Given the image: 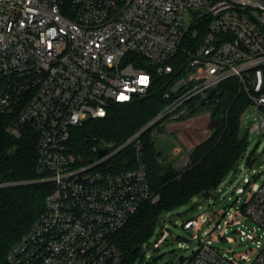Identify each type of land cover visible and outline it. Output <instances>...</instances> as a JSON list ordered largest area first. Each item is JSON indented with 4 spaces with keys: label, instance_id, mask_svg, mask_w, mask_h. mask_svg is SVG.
Wrapping results in <instances>:
<instances>
[{
    "label": "built area",
    "instance_id": "obj_1",
    "mask_svg": "<svg viewBox=\"0 0 264 264\" xmlns=\"http://www.w3.org/2000/svg\"><path fill=\"white\" fill-rule=\"evenodd\" d=\"M187 10L196 20L188 29ZM159 77L164 105L157 115L118 148L101 144L94 149H106L104 156L78 165L72 129L104 118L113 103L146 95ZM232 78L257 115L249 131H264V0H0V121L17 138L36 133L37 180L51 184L43 212L10 249L8 263L125 264L113 235L145 202L159 199L142 136L186 120L201 108L193 100L215 101L219 85ZM130 145L136 166L116 170L111 158ZM253 177L255 170L245 172L243 181ZM254 184L240 209L224 212L237 232H252L238 239L251 240L244 261L213 243L230 235L228 226L213 239V230L201 235L210 221L201 215L182 223L199 244L181 264H264V180ZM168 238L165 228L153 246Z\"/></svg>",
    "mask_w": 264,
    "mask_h": 264
},
{
    "label": "trees",
    "instance_id": "obj_2",
    "mask_svg": "<svg viewBox=\"0 0 264 264\" xmlns=\"http://www.w3.org/2000/svg\"><path fill=\"white\" fill-rule=\"evenodd\" d=\"M162 81L157 78L146 95L131 103H113L104 118L89 119L73 128L69 143L77 164L95 160L98 154L94 148L101 144L110 143L118 148L149 123L164 105ZM249 103L236 79L219 85L217 103L210 115L211 134L193 146L182 171L157 145L152 129L144 133L143 159L151 189L160 198L145 202L113 235L112 241L122 250L125 263L130 264L137 257L140 246L149 240L164 212L189 203L195 196L211 195L239 164L248 144L240 116ZM198 104L205 103L199 98L191 103ZM36 142L34 131L27 129L17 138L6 131L4 120L0 121V264H9L10 249L43 212L45 197L51 190L50 183L37 180L40 176L36 172ZM110 161L118 171L134 168L135 150L130 145Z\"/></svg>",
    "mask_w": 264,
    "mask_h": 264
},
{
    "label": "rangeland",
    "instance_id": "obj_3",
    "mask_svg": "<svg viewBox=\"0 0 264 264\" xmlns=\"http://www.w3.org/2000/svg\"><path fill=\"white\" fill-rule=\"evenodd\" d=\"M185 20L187 29L196 21L190 10L185 12ZM241 91L245 93L243 88ZM216 103L217 99L205 103L186 120L166 122V131L162 134L152 133L157 145L165 150L170 161H174L177 170L182 171L188 164L193 146L210 136L213 122L209 115ZM256 116L254 106L250 102L240 116L241 130L247 136L248 144L239 164L227 174L211 195L195 196L189 203L164 212L149 240L140 246L139 254L130 264H181L180 257L191 256L199 244L182 223L187 218L201 215L210 219L203 224L201 235L203 236L204 230H213V235L210 236L213 239L214 236L218 237L222 230L228 226L231 229L230 235L226 238L215 239L213 243L221 246L222 251L234 261H244L240 256H243L252 247L251 240L247 238L246 242L240 243L238 239L243 235L251 236L252 232L244 227H242V232H237L238 228L235 222H227L228 217L224 215V212L231 207L235 210L240 209L250 194L252 184L255 183L254 186L257 188L264 180V131L258 130L254 133L249 131V126L255 121ZM169 127H171L170 130H168ZM253 170L258 173V177H253L252 182L246 184L243 181V175L245 172L252 175ZM237 190L242 191L240 198L237 197ZM155 193L160 198L159 193ZM240 220L250 223V219L244 215L240 216ZM215 225H218L219 229H216ZM165 228L169 229L173 240L155 248L153 245L162 236ZM252 237L255 235L253 234Z\"/></svg>",
    "mask_w": 264,
    "mask_h": 264
},
{
    "label": "water",
    "instance_id": "obj_4",
    "mask_svg": "<svg viewBox=\"0 0 264 264\" xmlns=\"http://www.w3.org/2000/svg\"><path fill=\"white\" fill-rule=\"evenodd\" d=\"M213 94H215V90H213V91L211 92L210 97H212ZM106 152H107L106 149H100V150H99V153H98V156H99V157H102V156H104V155L106 154ZM169 242H171V238H168V239L166 240V243H169ZM161 256H162V255H161ZM180 258L182 259L183 256H181Z\"/></svg>",
    "mask_w": 264,
    "mask_h": 264
}]
</instances>
